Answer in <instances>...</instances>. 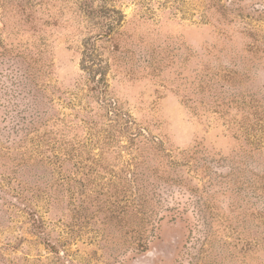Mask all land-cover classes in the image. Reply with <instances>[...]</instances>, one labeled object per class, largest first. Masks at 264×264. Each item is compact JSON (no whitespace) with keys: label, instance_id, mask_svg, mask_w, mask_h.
Returning <instances> with one entry per match:
<instances>
[{"label":"rangeland","instance_id":"rangeland-1","mask_svg":"<svg viewBox=\"0 0 264 264\" xmlns=\"http://www.w3.org/2000/svg\"><path fill=\"white\" fill-rule=\"evenodd\" d=\"M0 264H264V0H0Z\"/></svg>","mask_w":264,"mask_h":264}]
</instances>
